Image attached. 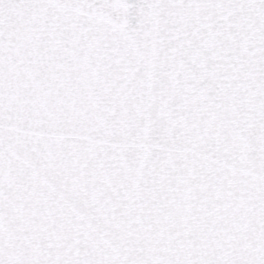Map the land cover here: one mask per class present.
I'll list each match as a JSON object with an SVG mask.
<instances>
[{
  "label": "snow or ice",
  "instance_id": "snow-or-ice-1",
  "mask_svg": "<svg viewBox=\"0 0 264 264\" xmlns=\"http://www.w3.org/2000/svg\"><path fill=\"white\" fill-rule=\"evenodd\" d=\"M0 264H264V0H0Z\"/></svg>",
  "mask_w": 264,
  "mask_h": 264
}]
</instances>
